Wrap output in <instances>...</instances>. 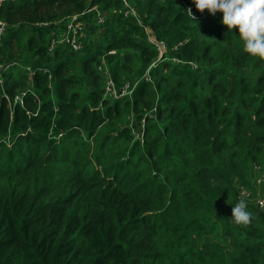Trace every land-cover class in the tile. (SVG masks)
I'll list each match as a JSON object with an SVG mask.
<instances>
[{"label": "trees", "instance_id": "1", "mask_svg": "<svg viewBox=\"0 0 264 264\" xmlns=\"http://www.w3.org/2000/svg\"><path fill=\"white\" fill-rule=\"evenodd\" d=\"M126 2H0V264H264V60L193 0Z\"/></svg>", "mask_w": 264, "mask_h": 264}, {"label": "clouds", "instance_id": "2", "mask_svg": "<svg viewBox=\"0 0 264 264\" xmlns=\"http://www.w3.org/2000/svg\"><path fill=\"white\" fill-rule=\"evenodd\" d=\"M193 3L200 13L207 10L214 16L221 12L222 24L229 31L238 29L243 51L264 60V0H193ZM187 13L196 20L191 8ZM252 218L246 199L241 198L232 207L231 219L237 225L247 226Z\"/></svg>", "mask_w": 264, "mask_h": 264}, {"label": "rangeland", "instance_id": "3", "mask_svg": "<svg viewBox=\"0 0 264 264\" xmlns=\"http://www.w3.org/2000/svg\"><path fill=\"white\" fill-rule=\"evenodd\" d=\"M125 15L127 16V12L125 13ZM97 17H99L98 19H97V22L99 21L100 22V19H101V21H103V17H102V15L101 14H97L96 15ZM82 17V16H81ZM81 17L79 18V16L78 15H75V16H73V18H72V22H73V24H72V22H71V19H70V17H68L67 18V20L66 19H63V20H58V21H55V23L53 24L54 26H60V27H66L67 29V33H66V35L67 34H69V33H71L72 32V35L73 36H75L76 38H75V40L76 41H78V42H80L81 40L83 41V39H86L87 37H88V34H87V29H86V27H84V25H77L76 23L77 22H81L82 24H86V22L85 21H82L81 20ZM2 22V21H1ZM3 23V22H2ZM3 24H5V23H3ZM40 26H45V27H50V26H52L50 23H44V24H39ZM2 27V26H1ZM0 27V28H1ZM62 27V28H63ZM3 28V27H2ZM57 30H59V28L57 29ZM147 33H148V35L150 36L149 37V39L151 40V42H153V43H157V41H156V39H154V37H153V35H152V31L149 29V28H147ZM64 34V32L63 33H60V34H58V36H56L55 38H57V39H55V40H53V42L54 41H56V42H59L60 40H62L65 36L63 35ZM64 36V37H63ZM60 44V43H59ZM81 46V45H80ZM160 51L163 53L165 50L162 48V49H160ZM112 54H114V53H116V51H112L111 52ZM129 59H130V61L128 62L129 63V70H133L132 68H134V59L133 58H130L129 57ZM0 65H2V64H0ZM1 70V69H0ZM142 78H146V76L144 75H142ZM148 78V77H147ZM1 79V78H0ZM138 80H140V79H138ZM131 83V82H130ZM130 83H126L125 84V86L123 87V91H122V94H126V95H129V91L130 90H133V88H134V86L136 85V84H130ZM137 83V82H136ZM114 84V83H113ZM78 85V82H76L75 81V83H73V84H71V87H75V86H77ZM25 88L26 89H28V88H30L29 87V84L27 83V85H25ZM106 91H107V94H109V96L111 95V96H113V97H115V94H117V88H116V85L114 84V86L112 87V86H110L109 88H106ZM108 96V97H109ZM117 97H118V95H117ZM143 123V122H142ZM141 123V124H142ZM131 134H134V135H138V130H134V131H132L131 132ZM258 174V173H257ZM257 179V180H256ZM254 182H256V186L257 187H260L261 188V186L260 185H262L263 184V182H261L260 181V177L259 178H255L254 180H253V183ZM260 193H262V189H260L259 190V195H261Z\"/></svg>", "mask_w": 264, "mask_h": 264}, {"label": "built area", "instance_id": "4", "mask_svg": "<svg viewBox=\"0 0 264 264\" xmlns=\"http://www.w3.org/2000/svg\"><path fill=\"white\" fill-rule=\"evenodd\" d=\"M1 1H3V0H0V2ZM124 1V3L125 4H127V2H126V0H123ZM134 12V11H133ZM72 24H73V22H72ZM3 28H2V27ZM0 42H1V35H2V33H3V31L5 30V24H3L1 21H0ZM75 36H73L72 35V32L71 33H69V34H67L66 36H65V38H63L62 40H60L61 42H64V43H67V44H71L73 47H74V49L75 50H79L80 49V44L78 43V41H76L75 40ZM55 43H57L56 41H54L53 42V44H55ZM157 45H158V47H159V49H164L165 50V45L163 44V43H156ZM162 53V52H161ZM2 82V80L0 79V83ZM110 86H114V84H113V82H109L108 83V88L110 87ZM115 97H117V94H115ZM257 170H260V167H257ZM260 181H264V177L263 178H261L260 179ZM250 191H248L247 189H242L241 190V196H246V197H248V196H250ZM258 204H259V206L260 207H264V199H262V198H260L258 201Z\"/></svg>", "mask_w": 264, "mask_h": 264}]
</instances>
